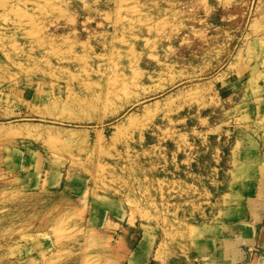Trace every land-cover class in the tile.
Returning <instances> with one entry per match:
<instances>
[{
    "label": "rangeland",
    "instance_id": "1",
    "mask_svg": "<svg viewBox=\"0 0 264 264\" xmlns=\"http://www.w3.org/2000/svg\"><path fill=\"white\" fill-rule=\"evenodd\" d=\"M262 152L264 0H0V264H201Z\"/></svg>",
    "mask_w": 264,
    "mask_h": 264
},
{
    "label": "crops",
    "instance_id": "2",
    "mask_svg": "<svg viewBox=\"0 0 264 264\" xmlns=\"http://www.w3.org/2000/svg\"><path fill=\"white\" fill-rule=\"evenodd\" d=\"M241 145L237 149V159H241L244 152ZM249 191L256 195L264 193V181ZM256 197L224 207L230 211L221 235L212 240L214 248L206 250V255L196 254L193 261H202L201 264H264V198ZM235 210L239 211L235 213Z\"/></svg>",
    "mask_w": 264,
    "mask_h": 264
}]
</instances>
